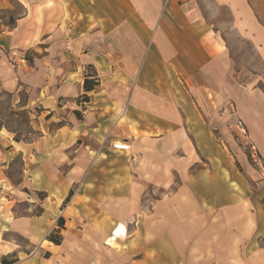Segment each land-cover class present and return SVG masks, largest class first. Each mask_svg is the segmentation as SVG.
<instances>
[{
	"label": "crops",
	"instance_id": "0c3cea01",
	"mask_svg": "<svg viewBox=\"0 0 264 264\" xmlns=\"http://www.w3.org/2000/svg\"><path fill=\"white\" fill-rule=\"evenodd\" d=\"M12 2L0 91L40 110L39 137L0 128V173L18 158L20 185L37 176L43 197L17 200L0 179V264H264V211L223 154L224 104L238 99L231 41L264 64V0H0V12ZM256 116L243 119L264 151ZM123 141L128 151L112 148ZM48 198L70 218L57 216L58 245L44 237ZM20 203L28 214L6 221Z\"/></svg>",
	"mask_w": 264,
	"mask_h": 264
},
{
	"label": "rangeland",
	"instance_id": "374dc122",
	"mask_svg": "<svg viewBox=\"0 0 264 264\" xmlns=\"http://www.w3.org/2000/svg\"><path fill=\"white\" fill-rule=\"evenodd\" d=\"M12 2V15L8 11L0 12V32L5 31L7 28L5 25H9L10 20H13L19 12V8ZM232 50V61L233 69L239 75L238 87H237V101H233L231 104H224L223 112L225 114L224 124H229L228 119L232 116L231 126L234 133L227 134L229 143L232 147L227 146V150L224 148V157L234 165L238 171L246 178L249 191L254 194L255 204L258 205L261 210L264 211V151L259 148V146L252 140L248 128L244 122L243 116L254 121L257 118L256 114L262 113L264 115V106L257 103L256 98L253 96L264 94V64L262 63V58L257 57L252 51L251 47L240 39L233 37L231 41ZM236 74H233L235 76ZM248 96L247 99L242 100V98ZM254 98V99H253ZM25 101V96L21 95V103ZM83 102L84 100L80 99ZM40 110L35 106L32 110L27 111L25 109H20L19 105H13L11 98L6 93L0 91V128L6 129L7 131L13 132L14 137L21 141H36L39 137V133L35 127L34 115ZM226 120V121H225ZM228 121V122H227ZM245 167V168H244ZM22 162L17 158L14 159L4 171V177L0 173V179L6 180L10 183L13 189H17L18 194L12 196H17V200H33L37 202L38 198L43 197V193H39L36 188L39 184L38 177L35 176L34 181H29L28 178L25 179V184H28L24 188L22 187ZM27 175V174H26ZM24 175V176H26ZM28 176V175H27ZM53 180V179H52ZM47 188L48 184H44ZM79 188V184L73 187L72 193L76 192ZM150 191V190H149ZM28 196V197H27ZM50 197V196H49ZM51 198H54L51 196ZM47 199V205L52 204L47 210V218H45L48 223L47 231L45 232V240L52 237L55 240H61V237L65 235L58 224V217L64 216L65 224L70 220L67 213H64V208L59 207L57 212L51 209L53 206L52 199ZM27 202V201H24ZM149 203V202H146ZM2 205H6L3 201ZM7 206V205H6ZM1 211V209H0ZM15 215L11 216L7 211L6 221L12 222L15 218H22L28 214L27 203L16 204ZM38 214L40 210L38 207L31 208L30 214ZM58 216V217H57ZM102 218L100 220H94V224H102ZM73 224V222H72ZM92 222H90V225ZM69 225V223L67 224ZM70 230V228H69ZM15 243L22 245L23 239L14 238ZM44 250H47L44 245ZM48 252V251H47ZM43 257H49L48 253L41 254ZM14 255H8L1 258L6 262L16 261Z\"/></svg>",
	"mask_w": 264,
	"mask_h": 264
},
{
	"label": "trees",
	"instance_id": "16d2710c",
	"mask_svg": "<svg viewBox=\"0 0 264 264\" xmlns=\"http://www.w3.org/2000/svg\"><path fill=\"white\" fill-rule=\"evenodd\" d=\"M14 23L13 20H10L9 25H12ZM97 85V81L96 80H85L84 82V89L85 91H91L94 89V87ZM84 101H87V98L84 97L83 98ZM15 141H18V138H14ZM71 197V193L69 194L68 198L66 199V201L69 200V198ZM58 224L60 225V228H62V220L61 218L58 219ZM49 241H51L52 243L58 245L59 244V240H55L54 238L50 237L48 238ZM13 262H6L5 260H2V264H12Z\"/></svg>",
	"mask_w": 264,
	"mask_h": 264
},
{
	"label": "built area",
	"instance_id": "2783aa9c",
	"mask_svg": "<svg viewBox=\"0 0 264 264\" xmlns=\"http://www.w3.org/2000/svg\"><path fill=\"white\" fill-rule=\"evenodd\" d=\"M112 148L116 151L126 152L130 149V146L127 142H115L112 144Z\"/></svg>",
	"mask_w": 264,
	"mask_h": 264
}]
</instances>
